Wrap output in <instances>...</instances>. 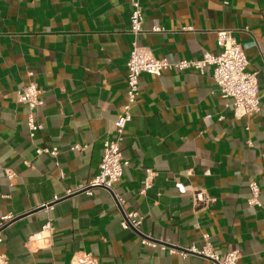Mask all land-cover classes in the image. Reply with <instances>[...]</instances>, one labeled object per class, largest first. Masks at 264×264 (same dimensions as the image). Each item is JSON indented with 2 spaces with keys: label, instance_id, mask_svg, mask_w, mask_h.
Wrapping results in <instances>:
<instances>
[{
  "label": "crops",
  "instance_id": "1",
  "mask_svg": "<svg viewBox=\"0 0 264 264\" xmlns=\"http://www.w3.org/2000/svg\"><path fill=\"white\" fill-rule=\"evenodd\" d=\"M140 1L145 31L137 42L160 59L214 54L217 30H232L247 70L258 72L261 111L236 117L212 67L142 73L122 143L129 163L114 194L55 200L100 171L127 101L133 0H0V221L15 216L0 232L8 264H74L81 252L99 264H209L143 244L121 226L126 211L155 238L210 244L221 255L239 249L238 264H264V0ZM32 82L42 102L34 137L31 110L17 97ZM147 169L155 175L142 192ZM253 181L260 205L249 203ZM43 231V240L32 238Z\"/></svg>",
  "mask_w": 264,
  "mask_h": 264
},
{
  "label": "built area",
  "instance_id": "2",
  "mask_svg": "<svg viewBox=\"0 0 264 264\" xmlns=\"http://www.w3.org/2000/svg\"><path fill=\"white\" fill-rule=\"evenodd\" d=\"M143 6L140 0H133V10L130 16V31L135 37L132 42V50L127 62V101L122 112L117 117L112 134L104 141V153L100 164L99 173L87 184H79L74 188H68L63 195L55 196V200L65 198L78 193L92 195L95 189H105L114 194V186L123 176L124 168L129 161L124 158L122 143L124 141L125 128L132 120V107L136 103L140 93V76L142 73L161 75L166 70H185L194 68L201 73L205 72L207 67L213 68V79L219 87L222 96L230 98L234 107L236 117L251 116L261 111V100L259 97V79L258 72H249L247 67L249 60L243 46L237 41L232 30H217L218 51L214 54L206 52L201 59H182L170 61L167 58H157L151 50L140 46L136 37L145 31ZM160 27H154L153 31H160ZM41 90L36 82H32L17 91L18 101L27 105L31 112L28 114V126L30 136L34 137L37 130L41 127L36 122L34 111L41 105ZM80 148V146H75ZM37 152L49 153L57 156L58 148H38ZM155 172L152 169L146 170V177L142 192H145L152 186ZM252 197L250 204L260 205L259 195L260 187L257 182L250 184ZM117 203L121 206L123 199L114 195ZM15 218L13 215H6L1 218L0 232ZM141 216L135 211L124 212L121 219L123 228H131L138 232L143 244L154 247H160L162 250L170 253H179L182 256L189 254H198L206 257L209 264H238L241 257L239 249H235L221 255L210 244H206L201 249L195 246H181L167 240L155 238L141 230ZM51 223L44 226V231L50 230ZM44 231L33 239L43 240ZM6 254L0 252V264H8ZM74 264H99L97 258L92 252H81L74 256Z\"/></svg>",
  "mask_w": 264,
  "mask_h": 264
}]
</instances>
